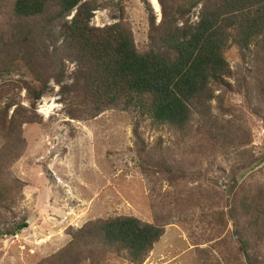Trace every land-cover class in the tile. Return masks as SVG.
<instances>
[{
  "label": "rangeland",
  "instance_id": "374dc122",
  "mask_svg": "<svg viewBox=\"0 0 264 264\" xmlns=\"http://www.w3.org/2000/svg\"><path fill=\"white\" fill-rule=\"evenodd\" d=\"M13 1L0 0L2 38L12 29ZM94 2L92 26L113 24L123 12L135 45L143 50L150 42L149 16L158 25L162 4L168 10L180 0ZM199 8L178 17L176 24L195 23ZM71 16L62 15L57 24ZM52 30L57 33L59 26ZM225 59L233 73L226 79L229 89L213 90L210 101L225 140L213 143L197 135L194 115L192 139L145 120L139 131L142 146L124 112L108 109L87 120L68 116L64 98L72 94L61 95L59 89L72 84L74 62L64 59L61 83L48 79L33 103L23 81L31 72L20 63L7 64L9 70L0 71V120L5 121L0 188L3 182L7 198L0 208V264H48L45 260L69 242V228L114 216L163 225L162 236L141 264H247L234 235V216L241 214V201L264 196V118L253 110L252 94L245 97L238 50L227 49ZM15 109L18 136L7 129ZM242 133L243 141L236 145V134ZM238 150L251 151L255 161L250 168ZM250 230L247 239L253 244L254 231H264V223ZM249 253L256 256L254 264H264V242L250 245ZM98 264L132 263L107 253Z\"/></svg>",
  "mask_w": 264,
  "mask_h": 264
},
{
  "label": "trees",
  "instance_id": "16d2710c",
  "mask_svg": "<svg viewBox=\"0 0 264 264\" xmlns=\"http://www.w3.org/2000/svg\"><path fill=\"white\" fill-rule=\"evenodd\" d=\"M197 5V21L185 20L178 26V17ZM96 7L94 0H14L12 29L7 39L0 37L1 73L9 70L7 64L27 67L30 78L23 81L33 103L48 79L61 83L63 60L67 59L76 68L72 84L62 85L59 93L72 94L64 98L70 118L92 119L108 109L124 112L131 117L133 135L142 143L139 131L145 120L180 131L179 138H194L189 128L195 115L200 127L197 135L215 143L225 136L210 113V101L213 90L229 89L226 79L233 73L225 51L235 47L246 74L241 79L245 97L252 94L253 110L264 118V0H180L168 10L162 4L158 25L154 17L148 18L150 42L143 50L135 45L123 12L113 24L92 26ZM66 13H72L71 18L57 24ZM55 25L59 26L57 33L52 30ZM15 114L16 109L7 129L18 136L20 121ZM4 128L5 121L0 120V132ZM235 141L240 145L243 133L236 134ZM238 155L248 158L249 168L255 161L249 150L247 155ZM3 185L1 182L0 208L7 203ZM240 213L234 216V235L247 264H254L258 261L249 253L250 245L263 243L264 231H254L253 244L247 236L252 227L264 223V196L255 202L241 201ZM163 232V225L133 216L90 220L79 228H69V242L45 262L77 264L89 260V264H98L105 254L112 253L141 264Z\"/></svg>",
  "mask_w": 264,
  "mask_h": 264
}]
</instances>
